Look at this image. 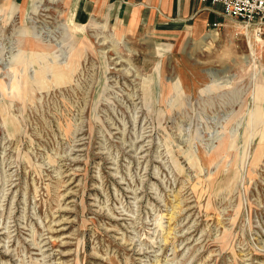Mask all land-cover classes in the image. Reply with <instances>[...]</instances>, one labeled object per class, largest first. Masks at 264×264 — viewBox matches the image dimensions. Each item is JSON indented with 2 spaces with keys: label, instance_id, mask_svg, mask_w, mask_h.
<instances>
[{
  "label": "rangeland",
  "instance_id": "rangeland-1",
  "mask_svg": "<svg viewBox=\"0 0 264 264\" xmlns=\"http://www.w3.org/2000/svg\"><path fill=\"white\" fill-rule=\"evenodd\" d=\"M89 7L0 0V264H264V43Z\"/></svg>",
  "mask_w": 264,
  "mask_h": 264
},
{
  "label": "crops",
  "instance_id": "crops-1",
  "mask_svg": "<svg viewBox=\"0 0 264 264\" xmlns=\"http://www.w3.org/2000/svg\"><path fill=\"white\" fill-rule=\"evenodd\" d=\"M23 5L29 0H14ZM89 11L96 16H113L131 27L161 24L164 16L158 15V10L165 17H189L203 19V24L216 22L221 18V7L207 6L198 0H86Z\"/></svg>",
  "mask_w": 264,
  "mask_h": 264
},
{
  "label": "built area",
  "instance_id": "built-area-1",
  "mask_svg": "<svg viewBox=\"0 0 264 264\" xmlns=\"http://www.w3.org/2000/svg\"><path fill=\"white\" fill-rule=\"evenodd\" d=\"M207 6H220L223 19L239 22L248 32L249 41L264 43V0H198ZM208 27H220L212 22Z\"/></svg>",
  "mask_w": 264,
  "mask_h": 264
},
{
  "label": "bare ground",
  "instance_id": "bare-ground-1",
  "mask_svg": "<svg viewBox=\"0 0 264 264\" xmlns=\"http://www.w3.org/2000/svg\"><path fill=\"white\" fill-rule=\"evenodd\" d=\"M39 3V2H38ZM41 4V3H40Z\"/></svg>",
  "mask_w": 264,
  "mask_h": 264
}]
</instances>
